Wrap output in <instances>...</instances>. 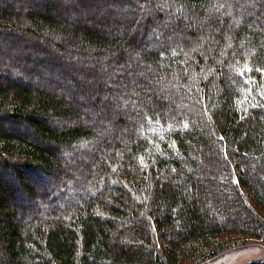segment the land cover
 <instances>
[{"label": "trees", "instance_id": "obj_1", "mask_svg": "<svg viewBox=\"0 0 264 264\" xmlns=\"http://www.w3.org/2000/svg\"><path fill=\"white\" fill-rule=\"evenodd\" d=\"M5 34L0 264L264 242V0L0 1Z\"/></svg>", "mask_w": 264, "mask_h": 264}, {"label": "rangeland", "instance_id": "obj_2", "mask_svg": "<svg viewBox=\"0 0 264 264\" xmlns=\"http://www.w3.org/2000/svg\"><path fill=\"white\" fill-rule=\"evenodd\" d=\"M0 1H9V0H0ZM11 36V35H10ZM9 34H5L0 36V53L3 54H9L10 52H13V50H16V46L12 45L9 43L8 38L10 37ZM2 37H8L7 41L3 42L1 40ZM27 46H25L23 48L26 49ZM35 58V56H34ZM104 67L102 66L101 69H103ZM108 68V67H107ZM118 69V68H116ZM119 70H115V73H119ZM54 73H52L53 75ZM51 75V76H52ZM80 76V79L84 82L88 84V87L91 88L90 90L95 91L96 89V84H97V80L95 79V74L94 76L91 75V77L86 78L85 76ZM64 81H67L66 79H64ZM102 83V85H107V79L105 78V82L104 81H100ZM82 92V90L77 91L78 92ZM89 95L84 96L82 98L79 99H85L86 102L89 104V102H91V95L90 92H88ZM264 257V242L257 239V238H249V237H241V239L237 240V241H232V245L227 247L226 249L222 250L220 253H218L217 255L213 256V257H209V258H204L202 260H197L196 262H192V261H188L185 262L184 264H246L249 261H256V260H260Z\"/></svg>", "mask_w": 264, "mask_h": 264}, {"label": "snow or ice", "instance_id": "obj_3", "mask_svg": "<svg viewBox=\"0 0 264 264\" xmlns=\"http://www.w3.org/2000/svg\"><path fill=\"white\" fill-rule=\"evenodd\" d=\"M249 70H250V69H249ZM258 70L264 72V69H258ZM240 75H244V73L241 72ZM262 95H264V93H262ZM148 119H151V117H148ZM173 143H174V142H173ZM141 159H142V158H141Z\"/></svg>", "mask_w": 264, "mask_h": 264}]
</instances>
